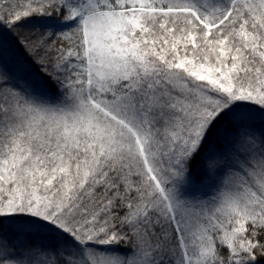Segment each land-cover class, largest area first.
I'll list each match as a JSON object with an SVG mask.
<instances>
[{"label": "snow or ice", "instance_id": "1", "mask_svg": "<svg viewBox=\"0 0 264 264\" xmlns=\"http://www.w3.org/2000/svg\"><path fill=\"white\" fill-rule=\"evenodd\" d=\"M0 264H264V0H0Z\"/></svg>", "mask_w": 264, "mask_h": 264}, {"label": "trees", "instance_id": "2", "mask_svg": "<svg viewBox=\"0 0 264 264\" xmlns=\"http://www.w3.org/2000/svg\"><path fill=\"white\" fill-rule=\"evenodd\" d=\"M0 37H2L3 40H5V42L9 46H12L13 48L19 50V45L16 43V39L11 33H7V32L0 33Z\"/></svg>", "mask_w": 264, "mask_h": 264}, {"label": "rangeland", "instance_id": "3", "mask_svg": "<svg viewBox=\"0 0 264 264\" xmlns=\"http://www.w3.org/2000/svg\"><path fill=\"white\" fill-rule=\"evenodd\" d=\"M5 41V40H4Z\"/></svg>", "mask_w": 264, "mask_h": 264}]
</instances>
